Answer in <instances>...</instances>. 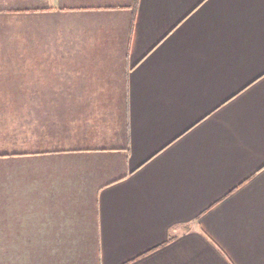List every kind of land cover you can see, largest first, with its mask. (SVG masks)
Returning a JSON list of instances; mask_svg holds the SVG:
<instances>
[{
  "label": "crops",
  "instance_id": "crops-1",
  "mask_svg": "<svg viewBox=\"0 0 264 264\" xmlns=\"http://www.w3.org/2000/svg\"><path fill=\"white\" fill-rule=\"evenodd\" d=\"M84 231L89 264H264V0H0V264Z\"/></svg>",
  "mask_w": 264,
  "mask_h": 264
},
{
  "label": "rangeland",
  "instance_id": "rangeland-1",
  "mask_svg": "<svg viewBox=\"0 0 264 264\" xmlns=\"http://www.w3.org/2000/svg\"><path fill=\"white\" fill-rule=\"evenodd\" d=\"M91 243H92V233L84 231L83 252H84V263L85 264H89V258H90L89 254H90L91 250L95 251V249ZM87 257H88V259H87Z\"/></svg>",
  "mask_w": 264,
  "mask_h": 264
}]
</instances>
